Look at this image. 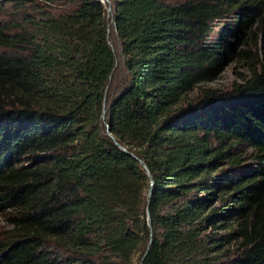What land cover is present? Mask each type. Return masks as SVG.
Returning <instances> with one entry per match:
<instances>
[{"label": "trees", "instance_id": "16d2710c", "mask_svg": "<svg viewBox=\"0 0 264 264\" xmlns=\"http://www.w3.org/2000/svg\"><path fill=\"white\" fill-rule=\"evenodd\" d=\"M5 1L0 264H138L149 235L142 264H264V0H108L112 96L105 3ZM233 57L247 75L176 106Z\"/></svg>", "mask_w": 264, "mask_h": 264}, {"label": "rangeland", "instance_id": "374dc122", "mask_svg": "<svg viewBox=\"0 0 264 264\" xmlns=\"http://www.w3.org/2000/svg\"><path fill=\"white\" fill-rule=\"evenodd\" d=\"M5 2V3H4ZM12 8L9 3H6L5 0H0V28L6 29L13 21L14 15L12 13ZM264 19V15L261 16ZM108 24V33L110 36V41L115 50V62L111 72V75L108 79L106 85V94L107 96L115 95L120 89L123 87L124 82L127 78V72L123 66V61L121 55H119V44L115 37L113 28L111 27V18L107 17ZM263 27L259 25V22L256 23L258 27L250 29V31H246L247 36L251 35V42L256 43L255 37H257V45L260 37V33L262 32V28H264V20L262 21ZM7 32H11L10 29L6 30ZM247 65L245 62L241 61L239 58L233 57L231 61L226 63L221 69L220 73L215 77L212 81H207L196 85L192 90L185 93L179 103L176 106H182L186 103L193 101L199 97H201L205 90L207 89H218V90H226L228 89L233 82H237L239 78L243 75H247ZM252 153L253 151L250 148H246L241 152V160L240 167H250L252 164ZM9 228V225L5 223V215L3 212H0V232L3 233L5 230Z\"/></svg>", "mask_w": 264, "mask_h": 264}, {"label": "water", "instance_id": "95a60500", "mask_svg": "<svg viewBox=\"0 0 264 264\" xmlns=\"http://www.w3.org/2000/svg\"><path fill=\"white\" fill-rule=\"evenodd\" d=\"M100 2L106 4L105 11L106 12H109V16L111 17V14H110L111 6H110L108 0H100ZM119 54H121V51L120 50H119ZM104 117H105V104H104V100H103V102H102V108H101V113H100V119H101L102 123L105 125V134L107 136H109L113 140V142L115 144H117L115 142L114 138L109 133L108 125L105 123ZM117 146L119 148H121L122 151L126 152L127 154H129L130 156L134 157L135 159L139 160V162L141 163V165L145 168L144 163L139 158H137L133 153L126 151L125 148L123 146L119 145V144H117ZM150 184H151V179H150ZM150 196H151V189L148 188L147 191H146V207H145V214H146L147 220L149 219V210H148V207H149ZM149 243H150V235H149V238H148V241H147V244H146L145 251L142 254V256H141L138 264H142V261H143L145 255H146V253H147V250H148V247H149Z\"/></svg>", "mask_w": 264, "mask_h": 264}]
</instances>
